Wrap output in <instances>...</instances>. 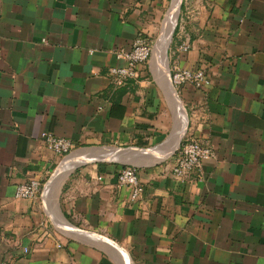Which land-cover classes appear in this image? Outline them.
Here are the masks:
<instances>
[{"label": "crops", "instance_id": "obj_1", "mask_svg": "<svg viewBox=\"0 0 264 264\" xmlns=\"http://www.w3.org/2000/svg\"><path fill=\"white\" fill-rule=\"evenodd\" d=\"M168 1L0 0V264H264V0H185L169 74L152 52L116 85L117 51L159 40ZM175 67L209 80L177 87L186 115ZM46 130L74 151H135L78 165L56 204L46 184L64 157ZM189 138L214 156L183 182L172 167ZM125 165L145 186L137 202L117 186ZM32 179L42 193L17 198Z\"/></svg>", "mask_w": 264, "mask_h": 264}, {"label": "built area", "instance_id": "obj_2", "mask_svg": "<svg viewBox=\"0 0 264 264\" xmlns=\"http://www.w3.org/2000/svg\"><path fill=\"white\" fill-rule=\"evenodd\" d=\"M189 48L188 44H181L180 46L183 51H187ZM152 52V42L142 36L134 40L131 49H119L117 56L124 64L115 65L109 69V75L114 83L116 85H124L129 79L135 78L138 74V65L147 62ZM171 80L176 88L187 83L197 88H202L209 83L205 71L201 68L175 67L171 70ZM41 138L50 150L62 157H66L75 150L73 141L68 137H59L46 130L41 133ZM213 156V147L198 139L189 138L177 150L172 174L179 181H188L192 173L201 171L204 162ZM117 186L129 188L133 202L139 201L145 192V186L140 181L138 169L132 165H125L121 169L117 176ZM43 187L44 181L41 179L22 182L18 184L15 196L17 198L33 199L42 193Z\"/></svg>", "mask_w": 264, "mask_h": 264}, {"label": "water", "instance_id": "obj_3", "mask_svg": "<svg viewBox=\"0 0 264 264\" xmlns=\"http://www.w3.org/2000/svg\"><path fill=\"white\" fill-rule=\"evenodd\" d=\"M182 2L183 0H171V4L169 6V9L166 13V16L164 18L163 21V30L168 31L170 30V39L174 33V30L177 26L178 20H179V12L182 6ZM177 7V16H176V21L175 24L173 26L170 25V23H168V14L169 12L174 8ZM160 40H158L157 42V47H156V51L158 52L160 49ZM159 44V45H158ZM169 44V43H168ZM158 54V53H157ZM164 54L166 55V59L168 57V49L166 47V49L164 50ZM171 83L169 84V91H170V95L171 98L173 99V101H175L176 103H178L184 110V107L182 105V102L180 100L179 97V93L177 91V88L174 86L171 78H170ZM185 111V110H184ZM80 151H84L86 154H89V156H87L86 159L82 160L81 162H78L76 165H74L73 167L68 168L66 171L64 167L62 168L63 163L65 162V160L67 158H69L72 154L80 152ZM133 151H135L132 148H118V147H85V148H81L78 149L76 151H73L72 153H70L69 155H67L66 157H64L65 160H63L64 162H62L60 164V166L58 167V169L53 173V175L51 176V178L49 179V181L46 184V190L48 188L49 185H52L54 183H59L61 184L62 181H64V179L69 175V173L76 168L78 165H81L85 162L88 161H121V160H125L128 159L130 157V155L133 153ZM58 184V185H59ZM68 227H63V226H59L60 230L63 232H81V233H85L86 231H83L81 229L78 228H74L70 223L67 224ZM70 226V227H69ZM105 243L110 244L111 246H113L115 249H117L121 254L122 251L120 250V248L118 247V245L112 241H108L107 239H102Z\"/></svg>", "mask_w": 264, "mask_h": 264}, {"label": "bare ground", "instance_id": "obj_4", "mask_svg": "<svg viewBox=\"0 0 264 264\" xmlns=\"http://www.w3.org/2000/svg\"><path fill=\"white\" fill-rule=\"evenodd\" d=\"M176 10H177V7H174L170 12H169V14H168V23H170V25L171 26H173L174 24H175V21H176V16H177V12H176ZM170 30H168V31H164V33H163V35L159 38V39H161L160 40V53H161V56H162V60L164 61V65H165V69H166V71H167V73L169 74V70H168V68H166V57H165V54H164V50L166 49V47H167V45H168V43L170 42ZM164 36H165V38H164ZM163 39H164V42H163ZM159 45V44H158ZM175 106L178 108V109H180V110H182L183 111V113H184V115H186V113H185V111L183 110V108L178 104V103H176L175 102ZM87 156H89V154H86L84 151H80V152H77V153H74V154H72L69 158H67L66 160H65V162L63 163V165H62V168L61 169H63L64 167H66L65 168V170L64 171H66L68 168H70V167H73L74 165H76L78 162H81L82 160H84V159H86L87 158ZM69 162H72V165L70 166V167H68L67 166V164L69 163ZM57 185V182L56 183H54V184H52V185H49L48 186V188H47V192H49L53 187H55ZM58 186V185H57Z\"/></svg>", "mask_w": 264, "mask_h": 264}, {"label": "rangeland", "instance_id": "obj_5", "mask_svg": "<svg viewBox=\"0 0 264 264\" xmlns=\"http://www.w3.org/2000/svg\"><path fill=\"white\" fill-rule=\"evenodd\" d=\"M170 4H171V0H169L167 3H166V9L170 6ZM184 5H185V0H183V2H182V6H181V9H180V12H179V20H178V23H177V26H176V28H175V30H174V33H173V35H172V37H171V39H170V42H169V44L167 45V49H168V51L170 52V49H171V44H172V42H173V40H174V38H175V36H176V33H177V30H178V27H179V25L181 24V19L183 18V10H184ZM165 12V11H164ZM165 14V13H164ZM158 39H156V40H154V44H153V54L154 55H158V59H160L159 60V64H163L164 63V61L162 60L163 58H162V56H161V53H160V50L157 52L156 51V47H157V41ZM158 48V47H157ZM158 53V54H157ZM165 57H166V55H165ZM167 61H166V68H168V70L170 71V64H169V61H170V56H169V53H168V57H167V59H166ZM165 64V63H164ZM63 160H65V159H63ZM62 160V162H64ZM63 182V181H62ZM59 183H57V185H58ZM62 184V183H61ZM61 184H59L58 186L56 185L55 187H53L50 191H51V193L54 195L55 194V199H56V204H57V198H58V193H59V191H60V189H61Z\"/></svg>", "mask_w": 264, "mask_h": 264}]
</instances>
